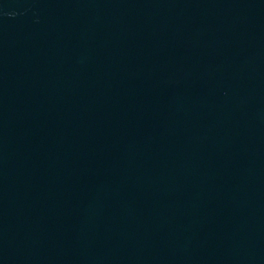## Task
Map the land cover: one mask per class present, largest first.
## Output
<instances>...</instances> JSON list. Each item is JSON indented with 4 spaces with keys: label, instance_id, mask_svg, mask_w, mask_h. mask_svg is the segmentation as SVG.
<instances>
[{
    "label": "water",
    "instance_id": "obj_1",
    "mask_svg": "<svg viewBox=\"0 0 264 264\" xmlns=\"http://www.w3.org/2000/svg\"><path fill=\"white\" fill-rule=\"evenodd\" d=\"M0 264H264V0H0Z\"/></svg>",
    "mask_w": 264,
    "mask_h": 264
}]
</instances>
